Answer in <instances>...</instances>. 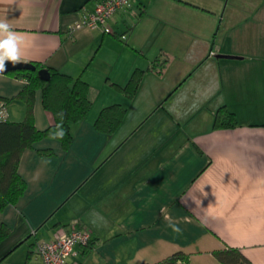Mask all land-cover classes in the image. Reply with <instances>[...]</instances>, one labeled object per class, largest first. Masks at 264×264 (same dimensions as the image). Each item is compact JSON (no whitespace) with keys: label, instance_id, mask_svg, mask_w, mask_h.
I'll use <instances>...</instances> for the list:
<instances>
[{"label":"crops","instance_id":"obj_1","mask_svg":"<svg viewBox=\"0 0 264 264\" xmlns=\"http://www.w3.org/2000/svg\"><path fill=\"white\" fill-rule=\"evenodd\" d=\"M96 2L0 0V20L23 38L22 63L81 78L91 100L67 150L44 139L22 153L26 187L0 211L10 229L0 264H40L36 244L74 220L91 239L69 264H163L175 253L220 264L212 252L227 247L264 264V0H131L111 33L70 35ZM156 59H166L160 72L149 70ZM135 69L144 74L128 99L110 84L124 86ZM25 86L0 74V100ZM112 104L126 113L108 135L93 124ZM221 107L234 127H214ZM7 113L21 122L26 107L7 102ZM33 119L38 130L52 123L41 90Z\"/></svg>","mask_w":264,"mask_h":264},{"label":"trees","instance_id":"obj_2","mask_svg":"<svg viewBox=\"0 0 264 264\" xmlns=\"http://www.w3.org/2000/svg\"><path fill=\"white\" fill-rule=\"evenodd\" d=\"M154 60L149 70L160 72L166 63L162 59ZM37 69L43 68L33 64ZM50 73L49 82L39 80L36 72H9L17 78H23L26 86L7 102H21L26 107L25 117L21 122L0 121V211L8 205H13L25 191V182L18 173V164L22 153L32 149L34 145L44 139L56 140L63 150H67L72 141L71 125L85 120L90 108V87L81 78L47 69ZM144 71L135 69L124 86L110 84L117 92L128 99L133 98L143 78ZM41 90L43 109L50 114L52 123L44 130L35 127L33 119L34 92ZM126 110L119 104H112L102 108L95 121L94 128L104 134L113 133L121 124ZM236 119L233 113L221 107L215 114L214 127H234ZM63 132L62 138L58 133ZM40 155L52 154L48 150L37 151ZM10 229L0 225V243L9 235ZM90 243V242H89ZM89 245V244H88ZM87 245V246H88ZM212 255L220 264H252L238 249L224 248L213 251ZM187 256L175 253L163 264H187Z\"/></svg>","mask_w":264,"mask_h":264},{"label":"built area","instance_id":"obj_3","mask_svg":"<svg viewBox=\"0 0 264 264\" xmlns=\"http://www.w3.org/2000/svg\"><path fill=\"white\" fill-rule=\"evenodd\" d=\"M131 0H97L91 12H84L68 29L73 35L80 29L100 28L104 33H111L109 21L121 10L126 9ZM124 39V36L121 37ZM212 54V53H211ZM8 120L7 106L0 100V121ZM91 234L81 222L74 220L68 225L59 227L52 239L36 244L35 254L40 258V264H69L76 256L78 246L89 244Z\"/></svg>","mask_w":264,"mask_h":264},{"label":"clouds","instance_id":"obj_4","mask_svg":"<svg viewBox=\"0 0 264 264\" xmlns=\"http://www.w3.org/2000/svg\"><path fill=\"white\" fill-rule=\"evenodd\" d=\"M23 43L21 34L15 31L13 26L6 19L0 20V74L7 71L6 64L16 65L22 62L21 45ZM58 135L62 138L63 132L61 131ZM168 226L175 233L182 231L179 225L171 220Z\"/></svg>","mask_w":264,"mask_h":264},{"label":"water","instance_id":"obj_5","mask_svg":"<svg viewBox=\"0 0 264 264\" xmlns=\"http://www.w3.org/2000/svg\"><path fill=\"white\" fill-rule=\"evenodd\" d=\"M221 58H235L232 56H220ZM6 72L3 74H7L9 72L15 71H28V72H36L37 76L40 81L42 82H49L50 80V73L48 72L47 68L37 69L32 63H18L16 65L6 64Z\"/></svg>","mask_w":264,"mask_h":264}]
</instances>
